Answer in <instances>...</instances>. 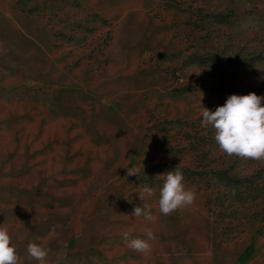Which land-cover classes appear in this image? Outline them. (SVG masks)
I'll return each instance as SVG.
<instances>
[{
	"label": "rangeland",
	"instance_id": "obj_1",
	"mask_svg": "<svg viewBox=\"0 0 264 264\" xmlns=\"http://www.w3.org/2000/svg\"><path fill=\"white\" fill-rule=\"evenodd\" d=\"M250 92L264 0H0V225L20 264H39L29 242L46 264H264V163L200 116ZM177 167L195 199L165 216L157 176ZM148 230L150 252L127 247Z\"/></svg>",
	"mask_w": 264,
	"mask_h": 264
},
{
	"label": "clouds",
	"instance_id": "obj_2",
	"mask_svg": "<svg viewBox=\"0 0 264 264\" xmlns=\"http://www.w3.org/2000/svg\"><path fill=\"white\" fill-rule=\"evenodd\" d=\"M262 101L264 96L255 92L246 95L232 94L215 111L203 107L200 113L201 127L211 126L216 144L226 155L264 163V103ZM138 173L139 169L136 167L127 168L128 176H137ZM157 177L163 178L158 199V209L161 214L171 215L177 209L193 203L195 193L185 188L184 176L178 167ZM154 194V189L147 186L138 192L142 202L146 197ZM141 215L149 223L155 220L147 203L136 206L132 212L134 217ZM145 235L146 239L130 238L129 233L125 232L123 238L129 249L147 254L151 251L148 241L154 240L155 235L151 230L146 231ZM26 251L30 259L38 261L39 264H46L48 250L45 247L29 242ZM0 264H20V256L12 243L9 230L2 225H0Z\"/></svg>",
	"mask_w": 264,
	"mask_h": 264
},
{
	"label": "trees",
	"instance_id": "obj_3",
	"mask_svg": "<svg viewBox=\"0 0 264 264\" xmlns=\"http://www.w3.org/2000/svg\"><path fill=\"white\" fill-rule=\"evenodd\" d=\"M186 171H188V170H186ZM189 173H195V171H192V172H189Z\"/></svg>",
	"mask_w": 264,
	"mask_h": 264
}]
</instances>
